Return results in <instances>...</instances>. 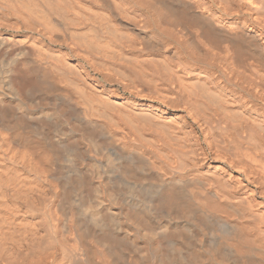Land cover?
Listing matches in <instances>:
<instances>
[{
  "label": "bare ground",
  "instance_id": "bare-ground-1",
  "mask_svg": "<svg viewBox=\"0 0 264 264\" xmlns=\"http://www.w3.org/2000/svg\"><path fill=\"white\" fill-rule=\"evenodd\" d=\"M0 264H264V0H0Z\"/></svg>",
  "mask_w": 264,
  "mask_h": 264
}]
</instances>
